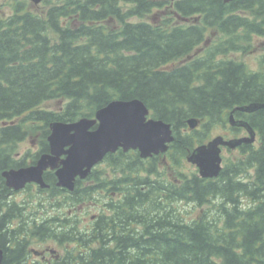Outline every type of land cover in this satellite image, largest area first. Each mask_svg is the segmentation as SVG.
Here are the masks:
<instances>
[{"label":"trees","instance_id":"trees-1","mask_svg":"<svg viewBox=\"0 0 264 264\" xmlns=\"http://www.w3.org/2000/svg\"><path fill=\"white\" fill-rule=\"evenodd\" d=\"M14 1L12 12L0 16L4 250L10 238L9 254L19 256L34 237L71 246L53 264H264V108L246 118L236 112L259 130L260 145H242L240 156L217 177L202 178L181 166L205 142L200 133L226 124L232 108L264 103V54L258 70L230 56L252 50L256 38L264 40V0H44L42 11L28 0ZM155 11L166 15L140 19ZM209 30L220 36L193 55ZM134 98L148 107L149 117L171 123L169 161L159 169L156 155L141 158L138 151L118 149L106 156L114 178L93 171L88 179L94 184L77 179L71 192L44 172L48 187L34 198L56 206L57 213L30 225L25 213L6 236L15 207L6 202L1 171L12 143L26 136V125L42 124L43 152L50 122L92 118L112 100ZM51 99L63 101L58 111L41 107ZM189 118L199 120L201 132L189 129ZM169 169L176 174L172 180L165 176ZM108 185L120 197L107 203V213L100 212L91 227L79 228L77 217L61 215V203L72 208Z\"/></svg>","mask_w":264,"mask_h":264},{"label":"water","instance_id":"water-1","mask_svg":"<svg viewBox=\"0 0 264 264\" xmlns=\"http://www.w3.org/2000/svg\"><path fill=\"white\" fill-rule=\"evenodd\" d=\"M29 1L39 4L43 0ZM263 107L264 103L251 102L237 105L230 111L228 123L246 129L247 136L226 139L216 135L193 148L186 160L196 166L200 177L213 178L219 175L222 170V146L234 149L255 140L254 129L245 120L236 119L234 112H252ZM198 123L196 118L187 120L190 129H195ZM49 129L47 141L50 152L43 153L34 165L4 171L3 176L9 187L18 190L34 182L41 188H47L43 174L47 169H52L57 186L74 191L76 180L88 177L93 167L106 155L118 149L124 152L137 150L141 158H148L165 153L174 140L171 123L149 117L148 107L137 98L112 100L99 108L92 118L81 117L72 122L52 121ZM2 259L0 244V263Z\"/></svg>","mask_w":264,"mask_h":264},{"label":"rangeland","instance_id":"rangeland-1","mask_svg":"<svg viewBox=\"0 0 264 264\" xmlns=\"http://www.w3.org/2000/svg\"><path fill=\"white\" fill-rule=\"evenodd\" d=\"M51 1H55V0H51ZM29 3L31 6H33V8L36 11L45 10L48 6V4L43 3V2L39 4H33L31 1H29ZM14 4H15L14 0H0V16H5V15L10 14L14 8ZM164 15H166L165 12L161 13L159 11H155L151 14H147L146 16L140 19L147 20V21H151V20L160 21V19H162ZM134 20H139V19L134 18ZM218 35L219 34L217 32L211 33V30H209L206 35V41L198 47L197 51H195L193 55L203 54L205 50L216 41V38L218 37ZM254 44H255V47L252 50L248 51L247 53L230 54V56L244 61L251 70H258L260 68V65H259L260 56L264 54V40L256 38L254 41ZM62 104H63L62 100L51 99V100L45 101L41 105V107L47 110L58 111L60 107L62 106ZM25 128L27 129V137L22 143L19 144V147L22 148L23 151H27L31 149L34 150L36 149L35 147L36 144L39 142V140L42 139V131H43L42 124L34 123L33 126L26 125ZM197 129L200 132L202 131V128L200 127V123H198ZM200 134L204 137V140L207 141L213 136L218 135V134L223 135L225 138H231V137H236V136L238 137L243 136L245 135V132H243L242 130L234 131L229 127V125L224 127L221 123H215L206 132H201ZM168 155L169 154H166V153L165 154L161 153V154L156 155L157 159L154 160V163H156L159 166V169L162 167V161H166V162L169 161ZM239 156H240L239 150L223 149V152H222V157H223L222 163L223 164L222 165L224 166L225 163H228L230 161V159H236ZM150 158L151 157H149V159ZM181 166H182V169L186 170L188 173L197 170L194 165L187 162L186 160L182 161ZM250 171L252 173L253 170H250ZM96 172L100 176H103L106 179L107 178L112 179L115 177V174L112 171V167L108 166L107 162L96 166ZM116 173L118 176V172ZM165 176L167 177V179L172 180V176H176V174L174 171L169 169L167 170ZM91 182H95V181L92 179ZM87 183L88 182H86L85 184ZM83 185H84V182H83ZM35 194L36 193L33 190L32 191L26 190L18 194L16 196V200H19V201H21L22 199L26 200V203H31L34 209H39V204L36 202L38 201V198H34ZM43 195H46V194H43ZM118 196L119 195H111L110 193H107V192H103V194H100L98 192V193H94L93 196L89 200H84L79 205H75L72 208H68V206H63L65 204L61 203L60 204V206H62L61 215L67 214L68 217H77V226L79 228H84L86 227V224L90 223L92 215L94 214L98 215L100 212L107 213L105 211V209L108 207L107 203H109L111 199L114 200ZM53 200H56V199L54 198ZM48 205L49 204H47V206L40 207L42 209V212L45 213L44 214L45 217L55 216V214L57 213L56 206L54 208H51ZM181 205L184 206L183 208H185L186 210H189V211L192 210V207L190 205L187 206V204L185 203H182ZM29 243H30L29 245H31V247L33 248L40 249L44 247L38 242V239L34 237H30ZM46 244H49L52 248L57 249L61 253L62 257L66 255V250H72V248L70 249L71 246L69 244L62 245L59 242L53 241V240H49V242Z\"/></svg>","mask_w":264,"mask_h":264},{"label":"flooded vegetation","instance_id":"flooded-vegetation-1","mask_svg":"<svg viewBox=\"0 0 264 264\" xmlns=\"http://www.w3.org/2000/svg\"><path fill=\"white\" fill-rule=\"evenodd\" d=\"M255 111L245 112V118L248 115H250L251 113H254ZM242 113H244V112H242ZM234 117L236 119H240L241 118L240 116H237V115H234ZM245 121L249 124V122L246 119H245ZM223 126L226 127L227 123L224 124ZM238 128H240L243 132H245V136L248 134V131L246 129H244L243 127H238ZM252 128L255 131V140L252 143H245V146L246 145H250L252 147H258L260 145L259 130H257L254 127H252ZM48 135L46 136V140H47ZM3 137H4V135H2L0 133V138H3ZM26 137H27V134H26V136L23 139H16V142L12 143V148H10V151H9V157L7 159V162H5V164H4V165H6L7 168H4L1 171V177L3 178V182H4V185L6 187L5 190H7V192H6V202L10 206L15 207L14 212L11 215L12 218L10 219L8 224L6 225V230H4L5 234H7L6 236H9L10 232L13 231L19 225L20 217L25 215V213L28 214L27 219H26V221L28 222V225L33 224L35 222H38L42 218H45V215H44L45 213H43L42 209L40 208L41 204L39 202V199H40L39 197H38V201H36L39 204V209H34L32 207L33 205L31 203H25V200H23V199L21 201L16 200V196L18 194L26 191V190H29V191L33 190L38 195V194H40V192L38 190L39 189H45V188H41L37 183L31 182V183H27L25 185V187L16 190V189H13V188H11V187H9L7 185L6 179L3 176V172L6 171V170L18 169V168H21V167H27V166L36 164L37 160L39 159V157L43 153H49L50 152V148H49L48 142H47V146H48L47 149L45 151L41 152V148H42V145H43L42 144L43 143L42 139L39 140V142L36 144V146H35L36 149L23 151V149L19 147V144L22 143L26 139ZM240 147L241 146L237 147L236 149H238ZM221 149H222V152H223V149H227V148L222 146ZM63 157H64V155H62L61 158H63ZM102 163H106V157H104V159L101 162H99L97 165H95L93 167L92 172L96 171V166H98V165H100ZM47 171L52 172L54 174V176L56 177L54 170L47 169L45 172H47ZM83 182H84V185H92V184H94V182H91V179H88V177L83 179ZM86 182H88V183L85 184ZM55 184L57 186V178H56ZM107 184H108V182H107ZM98 192L100 194H103V192H107V193H110L111 195H119L114 200H116V199H118L120 197V192L118 190L115 191L113 189V187L109 186V185L107 187H105V188L99 189ZM1 208H2L1 213H4V211L7 210V207L2 206ZM31 208H32V210H31ZM94 215L91 216L90 223L86 224V228L91 227V223L94 222V220L96 219L97 215L96 214H94ZM36 239H38V238H36ZM49 240L55 241L54 239H50V238L38 239V242L44 247H42L40 249L33 248V247H31V245H29L30 244L29 243L27 245V247L24 248L23 254L21 253L19 256H16V255L12 256L9 253H11V249H13L14 241H12L10 238H8V239L5 240L6 246H7V250H4V248L1 245V247L3 249V259H4L5 256L8 259L6 258V261H3V259H2V262L0 264H37V263L38 264H53L56 261H58L59 259H61L62 256H61V253L57 249H54L49 244H46V243L49 242ZM19 257H21L22 260H18Z\"/></svg>","mask_w":264,"mask_h":264}]
</instances>
